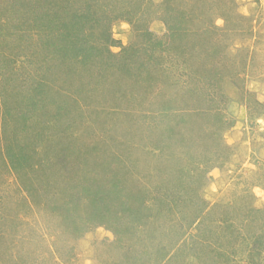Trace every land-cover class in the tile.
<instances>
[{"label": "rangeland", "instance_id": "obj_1", "mask_svg": "<svg viewBox=\"0 0 264 264\" xmlns=\"http://www.w3.org/2000/svg\"><path fill=\"white\" fill-rule=\"evenodd\" d=\"M164 251L264 264V0H0V264Z\"/></svg>", "mask_w": 264, "mask_h": 264}, {"label": "trees", "instance_id": "obj_2", "mask_svg": "<svg viewBox=\"0 0 264 264\" xmlns=\"http://www.w3.org/2000/svg\"><path fill=\"white\" fill-rule=\"evenodd\" d=\"M168 12H170V10L168 9L167 10ZM187 17H190V15L189 16H187ZM186 20H188L187 18H186ZM167 24V28H168V35H169V37L170 36H174V35H176V34H178L179 33V29H180V27L178 26V24H177V20H175V22H174V19L172 18V16L169 18V22H167L166 23ZM207 29V28H206ZM102 36H104V38H105V40H108L109 39V37H110V33H108V31H107V33L105 34L104 33V35H102ZM215 51V48H212V49H209V51ZM129 209V208H128ZM131 211V210H130ZM119 215H120V217H122L123 216V210H121V209H119ZM260 243H263V241H261V242H256L255 243V245H254V247H257V248H259V247H261L262 246V244L260 245ZM166 252H169V251H166ZM165 251L162 253V252H160L159 254H158V256H157V262H158V264H162L166 259H167V257H168V253H166ZM170 255V254H169Z\"/></svg>", "mask_w": 264, "mask_h": 264}]
</instances>
